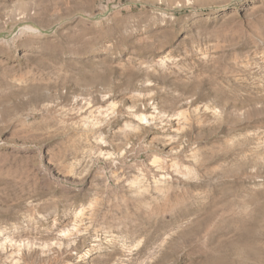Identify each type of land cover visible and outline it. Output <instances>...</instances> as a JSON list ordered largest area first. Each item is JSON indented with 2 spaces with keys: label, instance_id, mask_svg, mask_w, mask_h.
<instances>
[{
  "label": "rangeland",
  "instance_id": "374dc122",
  "mask_svg": "<svg viewBox=\"0 0 264 264\" xmlns=\"http://www.w3.org/2000/svg\"><path fill=\"white\" fill-rule=\"evenodd\" d=\"M0 264H264V0H0Z\"/></svg>",
  "mask_w": 264,
  "mask_h": 264
}]
</instances>
